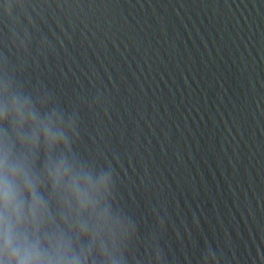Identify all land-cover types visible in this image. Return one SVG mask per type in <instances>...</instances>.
Masks as SVG:
<instances>
[{
  "label": "water",
  "instance_id": "water-1",
  "mask_svg": "<svg viewBox=\"0 0 264 264\" xmlns=\"http://www.w3.org/2000/svg\"><path fill=\"white\" fill-rule=\"evenodd\" d=\"M0 71L110 172L127 264H264V0H0Z\"/></svg>",
  "mask_w": 264,
  "mask_h": 264
},
{
  "label": "clouds",
  "instance_id": "clouds-1",
  "mask_svg": "<svg viewBox=\"0 0 264 264\" xmlns=\"http://www.w3.org/2000/svg\"><path fill=\"white\" fill-rule=\"evenodd\" d=\"M14 7L3 3L4 14ZM75 137L71 116L0 71V264H127L134 225L113 210L110 172L79 159Z\"/></svg>",
  "mask_w": 264,
  "mask_h": 264
}]
</instances>
